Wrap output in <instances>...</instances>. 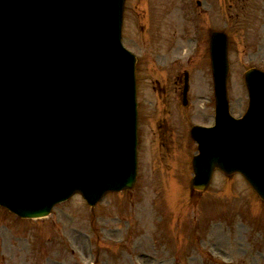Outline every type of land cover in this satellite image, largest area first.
<instances>
[{
	"label": "rangeland",
	"instance_id": "1",
	"mask_svg": "<svg viewBox=\"0 0 264 264\" xmlns=\"http://www.w3.org/2000/svg\"><path fill=\"white\" fill-rule=\"evenodd\" d=\"M196 2L150 0L148 8L143 0L126 4L124 43L142 58L136 76L140 168L134 186L107 193L94 207L76 193L45 217L18 218L0 207V264H264V202L243 177L217 170L205 192L197 191L190 186L187 155L180 152L177 163L175 154L161 149L159 131L177 129L182 148L192 123L212 120L208 44H201L206 29L224 28L231 35L227 83L232 114L240 116L247 106L243 71L264 70V17L258 26L252 9L260 5L264 11V0H217L207 11ZM195 29L203 36L194 54L189 32ZM183 68L189 71L187 116L173 102L166 122L158 85L165 78L177 80ZM174 147L173 142L166 152ZM225 178L232 181L228 190L221 187ZM186 219L192 222L190 236Z\"/></svg>",
	"mask_w": 264,
	"mask_h": 264
},
{
	"label": "water",
	"instance_id": "2",
	"mask_svg": "<svg viewBox=\"0 0 264 264\" xmlns=\"http://www.w3.org/2000/svg\"><path fill=\"white\" fill-rule=\"evenodd\" d=\"M115 4L4 0L0 8V202L18 213L44 215L75 190L93 205L130 185L135 112ZM210 42L221 86L226 38L214 32ZM246 82L252 113L241 124L217 109L214 127L194 130V185L213 165L246 174L264 165L254 160L259 145L264 151V78Z\"/></svg>",
	"mask_w": 264,
	"mask_h": 264
}]
</instances>
